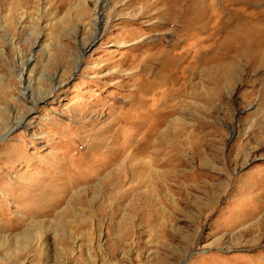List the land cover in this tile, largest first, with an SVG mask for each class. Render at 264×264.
Instances as JSON below:
<instances>
[{
	"label": "rangeland",
	"instance_id": "374dc122",
	"mask_svg": "<svg viewBox=\"0 0 264 264\" xmlns=\"http://www.w3.org/2000/svg\"><path fill=\"white\" fill-rule=\"evenodd\" d=\"M206 3L188 40L156 0H0V264H264V58L230 45L264 0Z\"/></svg>",
	"mask_w": 264,
	"mask_h": 264
},
{
	"label": "bare ground",
	"instance_id": "6f19581e",
	"mask_svg": "<svg viewBox=\"0 0 264 264\" xmlns=\"http://www.w3.org/2000/svg\"><path fill=\"white\" fill-rule=\"evenodd\" d=\"M160 2V4L164 5V10L161 11V13L159 14L160 16L166 17L169 16L171 17L174 22L176 23L174 26L179 25L182 29V31L184 32V34H186L187 39H194L196 34H198L200 31L205 30L206 32H210L208 31V26H209V22H210V15H209V7H207V0H156V2ZM254 1V0H253ZM206 3V5H205ZM256 3V0H255ZM224 7H225V3L224 1L221 3ZM233 10V9H232ZM228 17V16H227ZM161 22V21H160ZM159 22V23H160ZM165 22V21H162ZM173 22V21H172ZM171 22V23H172ZM230 23V21H229ZM247 23V22H246ZM250 23V22H249ZM223 24V23H222ZM236 24V23H234ZM251 24V23H250ZM248 25V24H247ZM252 25V24H251ZM259 29V25L257 26ZM224 25L221 26V28H219L218 30H224ZM176 29V28H175ZM171 30V29H170ZM210 30V29H209ZM220 31V32H221ZM238 31V30H237ZM241 31V30H240ZM240 31L234 33L236 35L232 36V42L230 43V45H232V47H236V43L235 41L239 40L240 42L237 45H244L247 46L246 47V51L247 54H253L257 59H258V55H260V59L264 58V52L261 53H257L256 48L257 45H264V38H261L262 32H258L255 29H248L243 35L242 32L240 33ZM179 32V31H178ZM213 33V32H212ZM211 33V34H212ZM230 33V32H229ZM170 34V33H169ZM174 34V33H173ZM219 33H217L216 35H212L217 43V48H220L221 50L224 48V41L223 40H219V38H217L216 36ZM172 35V34H171ZM221 35V34H219ZM233 35V33H232ZM242 35V36H241ZM174 36V35H173ZM176 37V36H175ZM184 37V36H183ZM98 38V36L96 37ZM203 38V37H202ZM260 38L262 39L260 41ZM180 40V39H179ZM207 40V39H206ZM138 42V41H137ZM199 42L204 43L205 40H199ZM136 43V42H135ZM188 45H192L189 43V41L187 42ZM186 43V44H187ZM92 43H89V46H91ZM137 44V43H136ZM196 45V44H195ZM88 46V47H89ZM179 46V45H178ZM188 46V47H189ZM223 47V48H222ZM241 47V46H240ZM164 48V47H163ZM177 48V44L175 42H173L172 44V51L174 52V49ZM165 49V48H164ZM233 50H236L234 48H232ZM162 50V49H161ZM166 50V49H165ZM239 50V49H238ZM236 50V52L238 54H240V51ZM160 52V51H159ZM222 52V51H221ZM161 53H164V50H162ZM159 54V53H158ZM167 54L165 57H168V61L170 62L171 65H174L176 63H178V61H180L181 59V53L180 54H176L173 53L172 55H169V53H165ZM164 54V55H165ZM186 55V54H185ZM185 55H183V59L185 57ZM160 57V56H159ZM253 59H255L253 57ZM256 60V59H255ZM257 61V60H256ZM255 63V62H253ZM175 66V65H174ZM168 65H166L165 70H168ZM188 68V67H187ZM186 68V69H187ZM185 69V70H186ZM144 70V69H143ZM56 90L57 88H53L51 89L48 93H46L44 96H42L41 98H45L46 96H55L56 95ZM36 107V106H35ZM23 115V114H22ZM21 121H24L23 117L21 119ZM24 123V122H23ZM22 123V124H23Z\"/></svg>",
	"mask_w": 264,
	"mask_h": 264
},
{
	"label": "water",
	"instance_id": "95a60500",
	"mask_svg": "<svg viewBox=\"0 0 264 264\" xmlns=\"http://www.w3.org/2000/svg\"><path fill=\"white\" fill-rule=\"evenodd\" d=\"M80 64V63H79Z\"/></svg>",
	"mask_w": 264,
	"mask_h": 264
}]
</instances>
